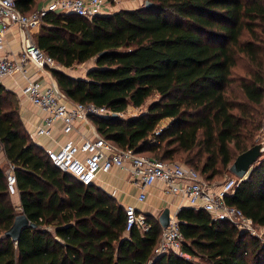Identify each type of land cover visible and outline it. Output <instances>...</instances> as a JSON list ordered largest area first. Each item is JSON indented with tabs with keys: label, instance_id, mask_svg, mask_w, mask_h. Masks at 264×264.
Returning a JSON list of instances; mask_svg holds the SVG:
<instances>
[{
	"label": "trees",
	"instance_id": "trees-1",
	"mask_svg": "<svg viewBox=\"0 0 264 264\" xmlns=\"http://www.w3.org/2000/svg\"><path fill=\"white\" fill-rule=\"evenodd\" d=\"M36 1L14 3L28 13ZM147 1L88 19L48 12L34 43L60 67L92 59L83 76L50 69L69 102L120 112L155 95L130 117L88 116L104 140L135 154L178 158L217 181L257 131L264 143V0ZM0 145L14 166L19 212L34 224L15 240L2 235L18 212L0 169V264H264L258 238L186 205L175 211L182 254L153 257L156 217L145 216L144 230H124L123 207L50 162L23 128L14 93L1 84ZM224 199L264 227V157Z\"/></svg>",
	"mask_w": 264,
	"mask_h": 264
},
{
	"label": "built area",
	"instance_id": "built-area-1",
	"mask_svg": "<svg viewBox=\"0 0 264 264\" xmlns=\"http://www.w3.org/2000/svg\"><path fill=\"white\" fill-rule=\"evenodd\" d=\"M106 0H45L28 13L20 12L14 0H0V48L5 44V33L12 25L16 26L21 37L19 48L14 53L0 55V83L4 76L14 73L21 74L24 83L19 92L42 112L41 121L35 125L33 133L36 135H50L54 121L60 122L62 132L75 130V121L85 120L90 115L108 116L116 113L121 117L122 111L115 112L104 105L92 102H69L62 95L53 82L40 86L39 82L29 79L24 65L31 62L37 69L53 66L54 60L42 52L34 43L33 34L48 12H71L75 15L91 18L92 16L111 12ZM160 126H155L153 134H157ZM77 140H67L56 148L45 149L50 162L59 170L71 175L83 185L92 183L99 172L107 171L111 167L125 170L128 179L137 189L134 196L136 202H143L146 187L154 181L161 183L165 195L176 196L179 202L187 206L204 210L211 219L224 220L236 229L258 237L263 226L254 224L239 208L227 203L224 197L240 178L229 175L222 181H207L193 168L177 162L166 161L157 157L135 154L131 149L118 147L110 141L104 140L93 132L86 136L77 132ZM264 155V145L262 146ZM264 157V156H263ZM0 169L4 175V185L8 194L15 195V178L13 164L1 159ZM123 207L124 230L131 226L138 230L147 227L145 215L133 204ZM157 242L152 250V256L160 253L175 252L182 254L180 245L181 233L177 226L175 212L169 213L167 223L160 227ZM150 263V259L146 264Z\"/></svg>",
	"mask_w": 264,
	"mask_h": 264
},
{
	"label": "crops",
	"instance_id": "crops-1",
	"mask_svg": "<svg viewBox=\"0 0 264 264\" xmlns=\"http://www.w3.org/2000/svg\"><path fill=\"white\" fill-rule=\"evenodd\" d=\"M44 1L45 0H37L36 5H39ZM131 1L134 0H122L119 4L120 6H115L113 9H110V11L119 8L131 9L133 6L128 7V4L132 3ZM20 37L21 35L17 27L14 25L10 26L5 33V44L0 48V55L9 52L14 54L19 48ZM24 67L28 78L38 81L40 86H46L54 81L50 74V69L57 68L60 70L62 68L57 64H54L53 66H45L42 69H37L31 62L25 64ZM23 83V76L14 73L10 76H4L0 84L14 93L17 100L19 119L32 142L45 150L56 148L59 144L67 140H77V132H83L86 136H90L93 132L97 133L87 119V121H75V130L67 133L61 131L60 122L56 120L51 127L49 136L34 134L33 129L35 125L41 121L42 112L19 92V88ZM63 99L66 100L64 97ZM2 158L4 157L2 152H0V159ZM92 184L112 195L116 202L121 206L125 204H133L138 210L143 212L145 216L151 215L156 217L159 209L163 207H167L169 213H172L180 206H187L186 203L179 202V199L176 196L165 195L161 190V183L158 181H154L151 185L146 187V194L143 202H136L134 200V196L137 192L136 186L129 181L125 170L114 166L107 171L99 172ZM13 197L15 199L14 201L17 203V195Z\"/></svg>",
	"mask_w": 264,
	"mask_h": 264
},
{
	"label": "water",
	"instance_id": "water-1",
	"mask_svg": "<svg viewBox=\"0 0 264 264\" xmlns=\"http://www.w3.org/2000/svg\"><path fill=\"white\" fill-rule=\"evenodd\" d=\"M151 5V2L147 0L142 1V6L147 7ZM110 117H118L116 113L110 114ZM263 142H257L249 147L243 149L235 155L231 163L227 166V171L236 178H244L251 168L252 164L256 162L262 154ZM1 152V145H0ZM169 210L167 207H163L157 214L156 220L160 227H164L167 223ZM34 224L29 222L26 216L22 212H18L14 215L9 227L2 233V235L10 237L15 240L19 231L24 227H33Z\"/></svg>",
	"mask_w": 264,
	"mask_h": 264
},
{
	"label": "rangeland",
	"instance_id": "rangeland-1",
	"mask_svg": "<svg viewBox=\"0 0 264 264\" xmlns=\"http://www.w3.org/2000/svg\"><path fill=\"white\" fill-rule=\"evenodd\" d=\"M107 2H106V4L109 6V9H113V7H115V6H120L119 4H120V2L122 1V0H106ZM132 3L131 4H128V7H130V6H133L132 8H135V7H137V6H141L142 5V0H134V1H131ZM92 65V59H88V60H86V61H84V62H82V63H74L73 65H71L70 67H62L60 70L62 71V72H65V73H67V74H69V75H72V76H82V75H84V71L88 68V67H90ZM155 98V95L153 94V95H151V96H149V97H147L146 99H145V101L142 103V105H140L139 107H132V106H130V105H128L126 108H125V110L124 111H122V118H125V117H130V116H133L134 114H137L138 112H140V111H143V110H145V107H146V104L150 101V100H152V99H154ZM120 117V116H119ZM166 120L167 119H162V120H160L159 121V124L157 125V126H162L165 122H166ZM257 142H263V132L260 130V131H257L254 135H253V137H252V143L254 144V143H257ZM263 145H264V143H263ZM264 155H263V152H262V154H261V156H260V158L261 157H263ZM2 160L0 159V162H1ZM175 161H177V162H180L181 160L180 159H178V158H176V160ZM181 163V162H180ZM255 163V162H254ZM230 175V173L228 172V171H224L223 173H222V175H220V177L217 179V181L218 182H220V181H222L224 178H226V177H228ZM13 196H15V195H12V201H13V203H15L14 204V208H15V211L16 212H19V207H18V205H17V203L14 201L15 199H14V197ZM160 209H162V208H160ZM160 209H159V211H160ZM158 211V212H159ZM157 216V215H156ZM259 236L258 237H256V238H258V240H259V242L261 243V244H264V230H259Z\"/></svg>",
	"mask_w": 264,
	"mask_h": 264
}]
</instances>
